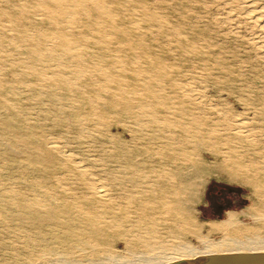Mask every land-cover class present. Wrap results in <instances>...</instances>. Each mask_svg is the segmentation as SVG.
<instances>
[{
	"label": "rangeland",
	"instance_id": "obj_1",
	"mask_svg": "<svg viewBox=\"0 0 264 264\" xmlns=\"http://www.w3.org/2000/svg\"><path fill=\"white\" fill-rule=\"evenodd\" d=\"M252 11L264 23V0H0V264L161 256L127 199L172 173L192 181L185 244L220 241L209 228L230 213L253 228L241 240H264V189L247 182L264 181Z\"/></svg>",
	"mask_w": 264,
	"mask_h": 264
},
{
	"label": "bare ground",
	"instance_id": "obj_2",
	"mask_svg": "<svg viewBox=\"0 0 264 264\" xmlns=\"http://www.w3.org/2000/svg\"><path fill=\"white\" fill-rule=\"evenodd\" d=\"M256 12L252 11V18L264 27V23L260 21L262 17L259 19L260 15ZM235 167V170L231 167L228 169V175L234 179L240 175L238 169L244 168V166L240 163H235ZM198 168L199 171L207 170L201 165H199ZM219 170L220 169H215L210 172L216 173ZM145 177L146 176H144V178ZM179 180V174L172 173L169 183H148L151 188L145 190V197L141 195L127 199L129 204L132 202L136 203L137 209L140 211L138 220L145 226L144 229H147L144 238L142 240L140 239V242L148 247L159 245L162 255L159 257L153 256L140 259L136 262L130 259L120 260L115 262V264H167L178 260L193 259L210 254L264 252V240L256 241L254 246L241 240L243 236L251 234L253 228L245 229L244 227H238L240 221L238 215L234 213H230L228 219L224 222L218 225H212L209 228V232L215 230L223 232L224 237L220 241L206 240L202 249L185 244V236L195 233L196 229L194 219L190 216L194 214V210L192 207L185 205V201L183 200L187 188L192 186V181H188V187H182L177 185ZM247 182L253 184L256 191H262L264 189V181L261 180L259 174L253 175ZM101 188L97 186L95 193L101 196H107L109 194L108 191ZM167 217H169V219ZM159 223H163V227H158ZM168 238L180 240V247L167 248L163 244ZM151 242L153 244H150ZM152 248L156 247L152 246Z\"/></svg>",
	"mask_w": 264,
	"mask_h": 264
},
{
	"label": "water",
	"instance_id": "obj_3",
	"mask_svg": "<svg viewBox=\"0 0 264 264\" xmlns=\"http://www.w3.org/2000/svg\"><path fill=\"white\" fill-rule=\"evenodd\" d=\"M167 264H264V252L210 254Z\"/></svg>",
	"mask_w": 264,
	"mask_h": 264
}]
</instances>
